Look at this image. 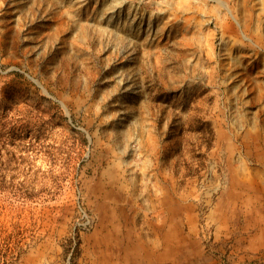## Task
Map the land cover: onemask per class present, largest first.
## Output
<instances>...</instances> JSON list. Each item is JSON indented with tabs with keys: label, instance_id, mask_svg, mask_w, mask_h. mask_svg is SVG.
<instances>
[{
	"label": "rangeland",
	"instance_id": "obj_1",
	"mask_svg": "<svg viewBox=\"0 0 264 264\" xmlns=\"http://www.w3.org/2000/svg\"><path fill=\"white\" fill-rule=\"evenodd\" d=\"M0 264H264V0H0Z\"/></svg>",
	"mask_w": 264,
	"mask_h": 264
},
{
	"label": "trees",
	"instance_id": "obj_2",
	"mask_svg": "<svg viewBox=\"0 0 264 264\" xmlns=\"http://www.w3.org/2000/svg\"><path fill=\"white\" fill-rule=\"evenodd\" d=\"M184 127L181 126L180 131L184 133V138L172 142L176 144L177 148L184 153L182 157V164L184 166V176L191 177L198 175L205 166V158L207 153L211 150L214 143V130L208 120L205 118L192 115L186 118ZM193 134L196 136V141H189L188 135ZM78 239V238H77ZM79 240H77L76 249L78 250Z\"/></svg>",
	"mask_w": 264,
	"mask_h": 264
}]
</instances>
